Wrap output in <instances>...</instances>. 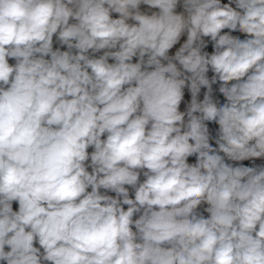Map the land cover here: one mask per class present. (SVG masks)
<instances>
[{"label": "clouds", "instance_id": "1", "mask_svg": "<svg viewBox=\"0 0 264 264\" xmlns=\"http://www.w3.org/2000/svg\"><path fill=\"white\" fill-rule=\"evenodd\" d=\"M256 160L264 0H0V264H264Z\"/></svg>", "mask_w": 264, "mask_h": 264}, {"label": "rangeland", "instance_id": "2", "mask_svg": "<svg viewBox=\"0 0 264 264\" xmlns=\"http://www.w3.org/2000/svg\"><path fill=\"white\" fill-rule=\"evenodd\" d=\"M56 46H58V45H54V47H56ZM61 50H66V49H61ZM209 51H211V48L210 49H208ZM215 87V86H214ZM189 97H188V94L186 93V100L188 99ZM202 98V97H201ZM182 108H183V105H182ZM211 127H213V128H216V127H218V126H216V125H212ZM215 146V145H214ZM189 162L190 163H194L195 162V157H190L189 158ZM233 163H243L244 165H246V166H251V162L250 161H243V162H233ZM255 163L256 164H264V160H256L255 161ZM109 194H111V195H114V193H109Z\"/></svg>", "mask_w": 264, "mask_h": 264}, {"label": "crops", "instance_id": "3", "mask_svg": "<svg viewBox=\"0 0 264 264\" xmlns=\"http://www.w3.org/2000/svg\"><path fill=\"white\" fill-rule=\"evenodd\" d=\"M13 206H14V209H17L18 208V205H16L15 203H14Z\"/></svg>", "mask_w": 264, "mask_h": 264}, {"label": "trees", "instance_id": "4", "mask_svg": "<svg viewBox=\"0 0 264 264\" xmlns=\"http://www.w3.org/2000/svg\"><path fill=\"white\" fill-rule=\"evenodd\" d=\"M209 49H210V47H209Z\"/></svg>", "mask_w": 264, "mask_h": 264}]
</instances>
